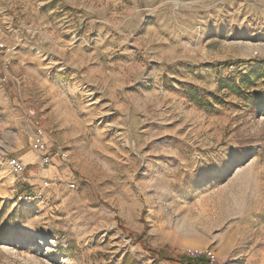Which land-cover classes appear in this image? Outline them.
<instances>
[{
  "label": "rangeland",
  "instance_id": "rangeland-1",
  "mask_svg": "<svg viewBox=\"0 0 264 264\" xmlns=\"http://www.w3.org/2000/svg\"><path fill=\"white\" fill-rule=\"evenodd\" d=\"M258 69L264 0H0V264H264Z\"/></svg>",
  "mask_w": 264,
  "mask_h": 264
},
{
  "label": "built area",
  "instance_id": "built-area-1",
  "mask_svg": "<svg viewBox=\"0 0 264 264\" xmlns=\"http://www.w3.org/2000/svg\"><path fill=\"white\" fill-rule=\"evenodd\" d=\"M31 116H34V112H30ZM43 131L42 130H38L37 131V135L39 136H43ZM34 148L37 150L38 153H40V159L42 161L41 166L42 168H48L52 165V155L53 153L50 151V148L48 147L47 143H42L41 140H37V143H35ZM58 154L57 156L62 158L63 160L67 159V154L61 151H57ZM12 166L13 169L15 170L16 173H22L25 168L23 167V165L20 163V161H12ZM45 185L47 187H49L51 184L49 181L45 182Z\"/></svg>",
  "mask_w": 264,
  "mask_h": 264
},
{
  "label": "crops",
  "instance_id": "crops-1",
  "mask_svg": "<svg viewBox=\"0 0 264 264\" xmlns=\"http://www.w3.org/2000/svg\"><path fill=\"white\" fill-rule=\"evenodd\" d=\"M19 144L18 146L22 148V152L19 154L21 155L19 157L21 163L23 164L24 167H30V166H34L37 162V160L39 159L38 155H40V153L37 152V150L34 148V145L36 143V140H30L27 141L26 139H21L20 141H18ZM49 147V146H48ZM50 151L53 153L52 155V165L50 167H55L58 170V167L54 165L55 159L57 157L58 154L57 150L50 146ZM48 167V168H50Z\"/></svg>",
  "mask_w": 264,
  "mask_h": 264
},
{
  "label": "trees",
  "instance_id": "trees-1",
  "mask_svg": "<svg viewBox=\"0 0 264 264\" xmlns=\"http://www.w3.org/2000/svg\"><path fill=\"white\" fill-rule=\"evenodd\" d=\"M264 79V70L262 69H258L255 70L251 73H249L247 76H245L244 78H242L241 83L244 85L246 83H248L247 89L254 86L257 82H259L260 80ZM223 82L221 83V86L223 88ZM233 87L235 88L236 94L240 97V98H245V91L242 90V88L238 87V85H233ZM252 96H258L257 93L252 92L250 93ZM191 260H193L194 262H196L197 264H208L209 263V259L204 255V256H199L197 258H191Z\"/></svg>",
  "mask_w": 264,
  "mask_h": 264
},
{
  "label": "snow or ice",
  "instance_id": "snow-or-ice-1",
  "mask_svg": "<svg viewBox=\"0 0 264 264\" xmlns=\"http://www.w3.org/2000/svg\"><path fill=\"white\" fill-rule=\"evenodd\" d=\"M219 159V157H217ZM209 171H211V169H209Z\"/></svg>",
  "mask_w": 264,
  "mask_h": 264
}]
</instances>
